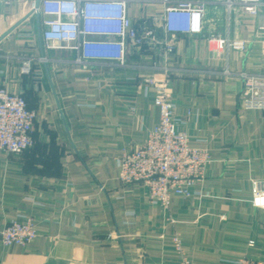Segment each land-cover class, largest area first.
<instances>
[{"label": "crops", "instance_id": "1", "mask_svg": "<svg viewBox=\"0 0 264 264\" xmlns=\"http://www.w3.org/2000/svg\"><path fill=\"white\" fill-rule=\"evenodd\" d=\"M128 1L146 36L128 62L145 68L88 76L75 51L46 49L32 0H0V88L22 94L37 113L34 146L20 156L0 151V227L27 214L38 231L26 247L0 245V264H181L176 234L191 264L247 256L264 264V209L253 205L255 186L264 190V113L245 109L243 82L226 75L264 74V9L251 16L229 10L228 0H193L206 2L205 12L168 54L165 0ZM236 41L246 49L229 46ZM43 57L47 64L22 73L24 58ZM154 62L178 69L168 93L181 129L212 157L193 195L172 196L168 209L152 204L142 185L119 180L123 151L142 146L160 120L144 91Z\"/></svg>", "mask_w": 264, "mask_h": 264}, {"label": "built area", "instance_id": "2", "mask_svg": "<svg viewBox=\"0 0 264 264\" xmlns=\"http://www.w3.org/2000/svg\"><path fill=\"white\" fill-rule=\"evenodd\" d=\"M6 4L19 0H3ZM32 0L33 11L44 17L43 40L47 50L75 51L74 64L91 76L103 68L144 69L128 62L129 53L142 52L146 48V36L140 32L129 15L128 0ZM167 7L162 18L166 42L161 45L171 54L178 35H190L194 31L196 15L203 14L204 1L165 0ZM229 10L240 8L251 16H258L264 9V0H228ZM170 37V40H169ZM168 41V42H167ZM160 42L156 43L159 46ZM239 51L246 43L230 42ZM49 59L24 58L21 71L30 75L35 63L47 64ZM154 73L144 76L147 95H154V103L160 111L159 123L150 132L145 143L135 149H125L119 159V180L124 187L142 185L149 201L168 209L172 196L189 198L192 189L203 178L212 162L210 151L194 148L190 138L181 129L183 119L178 117L176 105L169 90V77L178 69L154 62L149 67ZM243 82L242 106L264 113V74L240 72L226 73ZM163 78H159V77ZM37 113L28 108L22 94L0 88V151L20 156L34 146L33 132ZM253 205L264 209V190L258 185L253 191ZM38 237L35 219L22 214L0 227V245L4 248L28 246ZM181 264H191L179 234L172 238ZM249 247H255L250 241ZM232 264H263L249 256Z\"/></svg>", "mask_w": 264, "mask_h": 264}, {"label": "water", "instance_id": "3", "mask_svg": "<svg viewBox=\"0 0 264 264\" xmlns=\"http://www.w3.org/2000/svg\"><path fill=\"white\" fill-rule=\"evenodd\" d=\"M39 6H40V1L37 0L36 3H35V7H36V8H39Z\"/></svg>", "mask_w": 264, "mask_h": 264}]
</instances>
